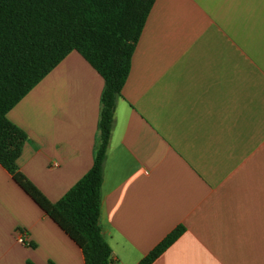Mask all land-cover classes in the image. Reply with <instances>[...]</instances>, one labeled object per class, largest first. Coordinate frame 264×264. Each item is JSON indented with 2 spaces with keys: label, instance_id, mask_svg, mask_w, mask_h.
Segmentation results:
<instances>
[{
  "label": "crops",
  "instance_id": "1",
  "mask_svg": "<svg viewBox=\"0 0 264 264\" xmlns=\"http://www.w3.org/2000/svg\"><path fill=\"white\" fill-rule=\"evenodd\" d=\"M101 74L72 50L8 112L52 202L93 165ZM264 264V0H155L115 102L100 225L111 264ZM24 234L26 242L17 237ZM85 264L0 164V264Z\"/></svg>",
  "mask_w": 264,
  "mask_h": 264
},
{
  "label": "trees",
  "instance_id": "2",
  "mask_svg": "<svg viewBox=\"0 0 264 264\" xmlns=\"http://www.w3.org/2000/svg\"><path fill=\"white\" fill-rule=\"evenodd\" d=\"M155 0H0V164L81 248L85 264H111L100 225L104 158L117 96ZM77 50L104 78L91 168L56 202L20 170L27 133L7 112ZM185 231L180 224L137 264L153 263ZM29 264H34L28 261Z\"/></svg>",
  "mask_w": 264,
  "mask_h": 264
},
{
  "label": "built area",
  "instance_id": "3",
  "mask_svg": "<svg viewBox=\"0 0 264 264\" xmlns=\"http://www.w3.org/2000/svg\"><path fill=\"white\" fill-rule=\"evenodd\" d=\"M17 239H18L20 242H23V243L26 242V238H25V236H24L23 233H22V234L20 233V234L18 235Z\"/></svg>",
  "mask_w": 264,
  "mask_h": 264
}]
</instances>
